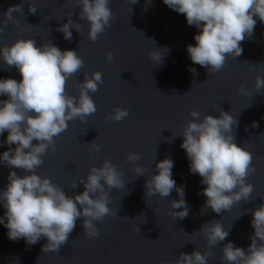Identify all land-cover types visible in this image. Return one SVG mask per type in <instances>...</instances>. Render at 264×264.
I'll use <instances>...</instances> for the list:
<instances>
[{"label": "water", "instance_id": "obj_1", "mask_svg": "<svg viewBox=\"0 0 264 264\" xmlns=\"http://www.w3.org/2000/svg\"><path fill=\"white\" fill-rule=\"evenodd\" d=\"M16 5L21 6V12H13L14 20L7 21L5 13ZM33 6L35 14L29 12ZM109 8L113 13L111 26L93 42L87 38L88 22L80 19L75 0H0V47L17 38H32L38 47L51 42L62 51L76 50L83 66L66 81V92L72 96H78V84L85 73L89 77L95 71L102 74L103 83L96 92L89 93L96 112L83 123L78 118L68 122L67 129L54 138L42 157L37 174L47 176L66 195L73 196L84 190L79 181L89 168L99 167L107 159L123 172L125 182L124 188L109 191V207L118 210L116 215L95 222L99 235L86 237L82 218L77 219L58 252H43L47 242L43 237L34 245H27L22 238L10 241L7 229L0 225V264H175L181 252L194 250L209 251L208 264H225L221 259L223 244L231 241L247 249L253 232L250 210L264 199V88L258 92L255 89L256 76L264 77V24L257 19L252 36L241 42L242 54L228 56L218 72L208 73L206 68L193 64L186 52L187 45L195 44L193 36L198 29L188 26L184 15L168 8L162 0H137L135 4L110 0ZM70 13L81 28L79 32L72 29L68 41L57 29L67 22ZM153 48L167 49L163 63L149 58ZM109 51L113 54L111 62L105 59ZM189 68H194L196 74ZM6 69L7 65L0 62V79L20 80L15 67ZM241 85L248 95L238 92ZM6 99L0 96V100ZM116 107L126 108L128 116L120 121L106 119ZM191 110L198 111L201 118L205 114L219 115V110L236 116L235 143L252 154L255 171L246 178L253 185L250 198L227 212L216 214L203 208L205 197L198 193L205 186L199 175L189 173L179 135L192 119ZM254 121L257 127H252ZM6 136L7 132L0 135V141ZM93 140L101 145L99 153L90 145ZM6 149L7 145L0 146V152ZM129 153L139 155L134 163L144 168L143 175L136 177L133 162L126 159ZM165 157L173 161L172 178L184 186L189 211L183 219L170 214V202L178 199L175 190L166 198L144 196L146 179L155 174L156 162ZM10 170L25 174L0 164V190L8 183ZM74 181L77 187L72 189ZM3 213L0 207V216ZM213 220L230 231L224 241L209 248L197 231Z\"/></svg>", "mask_w": 264, "mask_h": 264}, {"label": "clouds", "instance_id": "obj_2", "mask_svg": "<svg viewBox=\"0 0 264 264\" xmlns=\"http://www.w3.org/2000/svg\"><path fill=\"white\" fill-rule=\"evenodd\" d=\"M75 2L80 8V19L88 22V40L96 41L98 34L111 26L113 13L109 8L110 0ZM136 2L130 0V4ZM147 2L150 3V0ZM162 2L171 10L183 14L188 26L198 29L193 36L195 44L187 45L186 52L193 64L206 68L208 73L218 72L228 56L235 58L242 54L241 42L252 36L257 19L264 24V0ZM36 10L35 6L29 8L32 14ZM13 12H21V6L7 10V21L14 20ZM71 16L72 13L68 15L67 22L57 29L68 41L72 39L71 30L79 32L81 28ZM0 31L3 29L0 28ZM166 51V48H153L148 55L153 62L160 64ZM105 59L111 62L113 54L110 51L105 53ZM0 62L7 65L6 70L15 67L21 77L19 81L14 78L0 79V96H7L6 100H0V135L7 132L5 139L0 141V146L7 145V149L0 152V164L25 173L18 175L10 170L8 183L0 190V207L4 209L0 225L7 229V238L13 242L22 238L27 245H34L43 237L47 242L42 251L58 252L61 245L67 242L77 219L81 218L83 234L89 239L96 238L99 232L95 222L105 216L116 215L118 209L109 207V191L125 187L123 172L105 159L99 167H90L86 177L79 181L84 190L68 196L47 176L38 175L36 169L43 164L42 157L54 144V138L67 129L69 121L78 118L83 123L87 116L96 112L89 93L96 92L98 85L103 83L101 72L95 71L90 77L85 73L84 80L78 84V96L69 95L66 81L81 69L83 60L76 50L62 51L51 42L38 47L32 38H17L10 45L0 47ZM188 70L196 74L194 68ZM262 88L264 77L257 75L255 89L258 92ZM238 92L248 95L243 85ZM127 116L126 108L116 107L106 119L120 121ZM189 116L192 119L187 121L179 135L182 137L180 147L189 161V173L199 175L200 183L205 186L198 193L205 197L203 208L220 214L242 200L247 202L253 185L247 183L246 178L255 168L252 166V154L235 143L233 130L238 126L237 117L223 110H219V115L205 114L202 118L198 111L191 110ZM257 126L254 121L252 127ZM34 140L36 143H33ZM95 141L90 145L99 153L101 145ZM126 159L133 162L136 177L143 175L144 168L134 163L139 159L138 154L129 153ZM173 167L169 157L157 161L155 174L145 181L144 196L145 199L153 196L166 198L175 190L178 199L170 202V214L183 219L188 216L189 205L184 199V186L177 185L172 178ZM71 187L75 189L77 182L74 181ZM250 212L253 229L250 243L247 249L234 246L231 241L223 244L221 259L225 264H264V199ZM229 231L230 228L220 221L213 220L203 224L197 232L203 235L211 248L224 241ZM210 254L207 250L203 253L198 250L181 252L175 264H208Z\"/></svg>", "mask_w": 264, "mask_h": 264}]
</instances>
